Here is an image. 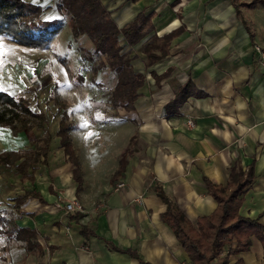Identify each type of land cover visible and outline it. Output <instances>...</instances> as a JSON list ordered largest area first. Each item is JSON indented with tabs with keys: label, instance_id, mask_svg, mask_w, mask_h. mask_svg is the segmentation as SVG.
Masks as SVG:
<instances>
[{
	"label": "crops",
	"instance_id": "obj_1",
	"mask_svg": "<svg viewBox=\"0 0 264 264\" xmlns=\"http://www.w3.org/2000/svg\"><path fill=\"white\" fill-rule=\"evenodd\" d=\"M26 1L44 10L43 20L65 22L56 10L57 0ZM104 2L118 28L140 12L150 15L152 31L139 42L129 45L123 36L119 38L121 51L130 58L134 52L133 59L138 55L130 60L132 71L143 76L138 96L131 108L121 99L115 105V73L111 104L96 99L84 101L86 105L79 102L82 109L69 119L66 102L64 113L72 123L69 137L80 180L57 136L62 112L53 101L52 122L41 106L33 107L30 101L32 111L45 114L44 128L13 134L0 126V154L20 153L10 166L0 163V236L20 244L29 255L26 264H34L37 254L41 259L37 264H139L138 258L150 264H189L172 230L162 222L167 205L157 189L195 222L217 207L204 177L226 185L232 167L243 175L251 167L252 180L240 195L239 214L257 219L264 228V67L253 51L254 44L264 47V11L242 7L238 15L230 0H182L173 7L171 0ZM248 9L254 10L255 21L243 16ZM176 30L164 54L150 63V56L161 53L159 48L150 49L151 36L160 38ZM78 37L71 33L72 42ZM80 37L93 53L90 39L85 34ZM96 74L92 71L89 81L93 83ZM187 82L189 96L172 111L176 91ZM56 91L65 101L58 87ZM90 104L93 112L87 110ZM86 121L88 127H82ZM46 132L45 146L40 141ZM107 139L115 147L102 156L106 150L101 144ZM24 158L29 163L22 175L16 165ZM119 182L124 187L115 190ZM73 198L83 212L65 214L58 208L59 199ZM4 224L35 231L32 241L37 246L26 249L15 233L2 232ZM250 239L249 248L230 255L227 264L239 260L264 264V230L261 238Z\"/></svg>",
	"mask_w": 264,
	"mask_h": 264
},
{
	"label": "trees",
	"instance_id": "obj_2",
	"mask_svg": "<svg viewBox=\"0 0 264 264\" xmlns=\"http://www.w3.org/2000/svg\"><path fill=\"white\" fill-rule=\"evenodd\" d=\"M230 1L238 15L242 7L252 8L257 4L264 7V0ZM56 10L60 15L69 17L68 23L73 38L85 34L92 42L94 51L85 57L92 62L96 59L97 62L92 65V71L97 73L105 65L116 73L117 85L112 93V102L116 105L118 99H121L126 102L127 108H131L138 96L136 90L141 86L143 76L132 71L128 53H120L122 47L118 44L119 37L123 36L129 45L136 44L152 31L150 17L140 12L127 25L118 28L99 0H58ZM41 11L40 6L26 0H0V36H6L21 46L46 48L49 38L57 32L59 21L41 20L39 18ZM177 34L178 30L160 38L156 35L151 36L150 49L159 48L161 53L150 56L148 59L150 63L164 54L170 40ZM149 47L146 46V51L150 50ZM189 90L191 86L187 82L176 91L170 103L172 111H176V108L189 96ZM48 99L53 101L59 112H62L57 136L65 153L75 165L74 175L77 180H80L77 157L74 155L69 137L72 123L68 121L64 113L66 103L59 97L55 86ZM29 105L30 99L24 95L12 96L8 92L0 91V126L10 128L13 134L34 127L44 128L47 122L45 114L41 111H32ZM48 140L49 134L46 132L40 142L46 146ZM19 156V152L2 153L0 163L10 166ZM28 163L29 161L24 158L20 164L16 165L22 175L25 170L23 167H26ZM251 180V167L245 175L240 169L232 167L226 185L214 184L204 177L207 193L215 200L217 207L211 214L199 217L195 222L187 220L183 212L171 205L163 191L157 189V195L167 205L165 212L161 214L162 222L172 230L185 251L189 264H227L230 255L249 248L252 235L261 238L264 228L257 219L246 218L239 214L240 195ZM7 224L3 225L4 230L1 228L4 234L15 233L16 240L25 242L28 250L37 246L32 241L36 236L35 231L15 228L13 225L10 227V224L9 226ZM138 261L139 264H150L140 258ZM236 264L242 263L239 260Z\"/></svg>",
	"mask_w": 264,
	"mask_h": 264
},
{
	"label": "rangeland",
	"instance_id": "obj_3",
	"mask_svg": "<svg viewBox=\"0 0 264 264\" xmlns=\"http://www.w3.org/2000/svg\"><path fill=\"white\" fill-rule=\"evenodd\" d=\"M104 1L99 0L101 6L110 15V11L104 6ZM181 1L171 0L169 5L173 7ZM245 1L249 2L250 0ZM254 7L255 9L264 11L258 4ZM248 10L244 12L243 16L249 22L255 21L257 16H254V10ZM43 15L44 10L39 15L41 20H43ZM177 15L181 17V13L178 12ZM63 20L65 22L60 23L57 32L49 38V43L45 49L21 46L12 42L6 36H0V44L4 46L3 54L0 55V60H2V63H0V90H6L12 95L26 96L30 99L33 107L39 105L45 110L51 122L54 113L51 112L50 107V101L52 100L48 98L50 96L49 93H51L50 90L54 86L58 87V91L63 97L65 96V103L67 102L68 104L67 113L69 114V119H71L75 111L80 109V104H83L84 101L90 102L91 100L94 102L96 99V101L101 103L111 104L110 89L113 88L116 82L114 70L105 65L97 72L94 78L95 81L93 83L89 81L92 74V65L96 64L97 61L95 59L92 62L85 58L88 53H92L89 51V46H86L84 38L80 36L75 42H72L68 23L69 17L64 16ZM66 23L68 24L67 27H65ZM118 44L121 46L120 42ZM120 53L127 52L120 50ZM133 53L131 54L132 59L134 57ZM128 56L130 55L128 54ZM137 59L138 55L133 60ZM95 86L97 90L94 88ZM82 87L85 88L82 89ZM74 88L78 90H74ZM77 91L79 94H76ZM93 91H97V94L93 95ZM92 105L88 106V111H92ZM77 112L80 111H76V114ZM92 112H90V115H92ZM86 117L90 121L93 120V117L88 115ZM109 133V131L106 133L108 134L107 137ZM101 147L102 150H106L102 152V156H107L109 152L111 153L114 150L115 142L107 139V142L102 143ZM93 150L96 151L94 148ZM5 217L8 218V215H5ZM35 256L34 264L40 263L41 259L39 255ZM28 260L29 255L21 249L18 242L10 237L0 236V264H26Z\"/></svg>",
	"mask_w": 264,
	"mask_h": 264
},
{
	"label": "built area",
	"instance_id": "obj_4",
	"mask_svg": "<svg viewBox=\"0 0 264 264\" xmlns=\"http://www.w3.org/2000/svg\"><path fill=\"white\" fill-rule=\"evenodd\" d=\"M253 51H254V56L255 60L258 63L260 67H264V47H261L257 44L253 45ZM192 121L188 120L187 125L192 126ZM124 187L123 182H119L115 190H119ZM58 208H61L65 214L68 213H75V212H83V207L80 204V202L73 198L67 201L59 199V202L57 203Z\"/></svg>",
	"mask_w": 264,
	"mask_h": 264
},
{
	"label": "snow or ice",
	"instance_id": "obj_5",
	"mask_svg": "<svg viewBox=\"0 0 264 264\" xmlns=\"http://www.w3.org/2000/svg\"><path fill=\"white\" fill-rule=\"evenodd\" d=\"M3 51H4V46L3 44H0V55L3 54ZM0 63H2V60H0ZM82 127H85L87 128L88 127V122L86 121L83 125H81ZM92 133H89V136H91Z\"/></svg>",
	"mask_w": 264,
	"mask_h": 264
}]
</instances>
